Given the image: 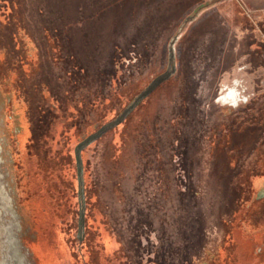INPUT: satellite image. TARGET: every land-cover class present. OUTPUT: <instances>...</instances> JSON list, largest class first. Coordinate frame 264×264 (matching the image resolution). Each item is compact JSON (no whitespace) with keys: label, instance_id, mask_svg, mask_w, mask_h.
I'll list each match as a JSON object with an SVG mask.
<instances>
[{"label":"rangeland","instance_id":"374dc122","mask_svg":"<svg viewBox=\"0 0 264 264\" xmlns=\"http://www.w3.org/2000/svg\"><path fill=\"white\" fill-rule=\"evenodd\" d=\"M263 8L0 0V259L264 264Z\"/></svg>","mask_w":264,"mask_h":264},{"label":"crops","instance_id":"0c3cea01","mask_svg":"<svg viewBox=\"0 0 264 264\" xmlns=\"http://www.w3.org/2000/svg\"><path fill=\"white\" fill-rule=\"evenodd\" d=\"M236 1L244 9L250 10V11L255 12V13H260V5H262L264 7V0H236Z\"/></svg>","mask_w":264,"mask_h":264},{"label":"bare ground","instance_id":"6f19581e","mask_svg":"<svg viewBox=\"0 0 264 264\" xmlns=\"http://www.w3.org/2000/svg\"><path fill=\"white\" fill-rule=\"evenodd\" d=\"M0 264H8V263H7V261L5 259H0Z\"/></svg>","mask_w":264,"mask_h":264},{"label":"water","instance_id":"95a60500","mask_svg":"<svg viewBox=\"0 0 264 264\" xmlns=\"http://www.w3.org/2000/svg\"><path fill=\"white\" fill-rule=\"evenodd\" d=\"M162 79V78H161ZM160 80V79H159Z\"/></svg>","mask_w":264,"mask_h":264}]
</instances>
